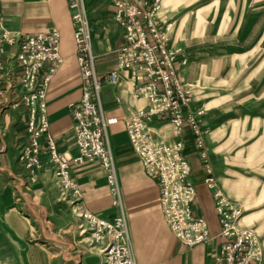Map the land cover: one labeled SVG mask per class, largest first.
Returning <instances> with one entry per match:
<instances>
[{
  "label": "crops",
  "instance_id": "obj_1",
  "mask_svg": "<svg viewBox=\"0 0 264 264\" xmlns=\"http://www.w3.org/2000/svg\"><path fill=\"white\" fill-rule=\"evenodd\" d=\"M83 4L91 50L95 55V70L98 75H103L116 67V49L123 42L124 31L115 18L113 0H83ZM0 22L18 34H34L51 27L59 31L61 60L52 73L44 97L46 132L52 135L59 150L73 154L68 104L80 96L81 78L67 1L0 0ZM4 47L0 71V237L21 239L41 222L47 224L48 229L70 231L78 219L69 204L57 199V187L49 164L44 162L36 180L32 181L18 160V153L27 139L25 122L28 115L20 101L24 90L15 56L18 47L16 43ZM47 65L45 62L39 76ZM133 70L139 72L140 68L135 66ZM139 83L132 76V70L126 68L111 82H103L99 94L101 112L106 120L104 140L111 152L134 264H214L220 240L213 187L204 180L206 173L189 131L184 128L176 134L171 123L162 116L146 120L156 138L166 141L180 138L183 142L182 153L190 166L187 179L194 187L190 209L193 215L206 221L209 232L208 239L192 246L182 243L170 229L161 210L157 178L145 172L140 156L129 142L124 120L146 104L145 96L133 93ZM199 100L198 96H192L189 108L203 110L200 122L208 129L205 138L207 160L216 185L224 189L222 181L230 178L231 170L230 149L224 139L228 122L226 118H220L218 109L211 105L204 107V101ZM71 174L82 190V206L106 219L118 212V207L111 203L104 170L98 163L75 165ZM75 255L78 259H74L73 264H91L80 253Z\"/></svg>",
  "mask_w": 264,
  "mask_h": 264
},
{
  "label": "built area",
  "instance_id": "obj_2",
  "mask_svg": "<svg viewBox=\"0 0 264 264\" xmlns=\"http://www.w3.org/2000/svg\"><path fill=\"white\" fill-rule=\"evenodd\" d=\"M66 1L73 23L81 78L80 96L68 104L73 154L59 150L52 135L46 132L48 122L44 97L52 73L61 60L59 31L51 27L34 34H18L0 22V70L5 44L16 43L18 47L15 56L20 67L19 81L24 90L20 99L28 115L25 122L27 139L18 153V160L29 179L35 181L43 163H48L56 183L57 199L72 208L78 219L79 233H88L90 243L99 244V264H134L111 152L104 140L106 120L99 102L102 82L110 81L118 70L130 68L133 77L140 80L133 92L144 95L147 104L126 117L124 125L145 172L157 178L161 210L170 229L187 246L201 243L209 237L206 221L193 215L190 209L194 187L187 180L190 166L181 153L182 143L177 141L169 145L162 139H152L146 120L153 115H166L177 132L185 123L191 132L194 148L206 173L204 180L213 187L214 209L220 225L217 235L221 245L214 264H251L253 261L257 264L261 252L256 233L238 223L243 211L241 205L227 197L211 175V166L203 149L207 129L200 125L202 110L188 109L184 115L190 98L177 73L176 51L168 46L167 36L153 15L158 0H113L115 18L124 30L123 42L116 49V67L102 76L95 71L83 0ZM45 62L48 66L39 76ZM135 66L140 68L139 72L133 70ZM35 115H38L37 122ZM89 162L98 163L104 170L111 203L118 207V212L111 219L102 218L81 205L82 190L71 169Z\"/></svg>",
  "mask_w": 264,
  "mask_h": 264
},
{
  "label": "rangeland",
  "instance_id": "obj_3",
  "mask_svg": "<svg viewBox=\"0 0 264 264\" xmlns=\"http://www.w3.org/2000/svg\"><path fill=\"white\" fill-rule=\"evenodd\" d=\"M153 15L167 36L168 46L176 51L177 73L190 100L198 96L204 107L211 105L218 109L220 118L228 122L224 139L230 149L231 170L221 189L241 205L243 211L238 223L256 233L261 252L257 264H263L264 0H158ZM189 103L184 115L190 109ZM154 116L169 121L166 115H153L149 119ZM200 125L207 129L201 122ZM184 128L189 131L184 123L176 134ZM206 134L203 149L207 159ZM149 135L169 145L180 141L183 149L180 138L173 141L156 138L150 128ZM77 223L70 231H63L48 229L41 222L21 239L0 237V264H73L78 259L76 253L91 264H99V244L90 243L88 233H79Z\"/></svg>",
  "mask_w": 264,
  "mask_h": 264
},
{
  "label": "bare ground",
  "instance_id": "obj_4",
  "mask_svg": "<svg viewBox=\"0 0 264 264\" xmlns=\"http://www.w3.org/2000/svg\"><path fill=\"white\" fill-rule=\"evenodd\" d=\"M241 215H242V214H241ZM241 215H240V216H241Z\"/></svg>",
  "mask_w": 264,
  "mask_h": 264
}]
</instances>
